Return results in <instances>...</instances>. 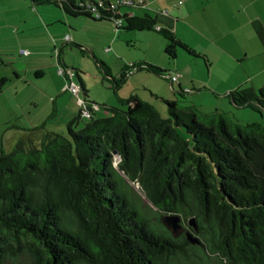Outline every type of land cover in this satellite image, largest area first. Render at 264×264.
<instances>
[{
	"label": "trees",
	"instance_id": "1",
	"mask_svg": "<svg viewBox=\"0 0 264 264\" xmlns=\"http://www.w3.org/2000/svg\"><path fill=\"white\" fill-rule=\"evenodd\" d=\"M29 1L121 31L156 32L171 60L178 48L205 57L177 38V18L166 11L121 14L125 1ZM252 25L264 49V26ZM93 58L111 76L108 65ZM133 71L175 83L168 69L133 63L113 79L115 96ZM173 91L175 98L164 100L166 116L136 94L118 96L120 107L104 105L105 116L90 106L80 110L67 135L47 132L38 146L19 140L0 151V264L21 255L30 264H208L211 255L219 264H264V124L205 113L186 104L190 90L178 84ZM225 97L236 108L264 111V85L237 87ZM84 111L89 120L75 130ZM129 183L139 185L140 195ZM163 214L194 218L197 230L191 231L201 244L186 234L176 238Z\"/></svg>",
	"mask_w": 264,
	"mask_h": 264
},
{
	"label": "rangeland",
	"instance_id": "2",
	"mask_svg": "<svg viewBox=\"0 0 264 264\" xmlns=\"http://www.w3.org/2000/svg\"><path fill=\"white\" fill-rule=\"evenodd\" d=\"M201 17L202 13H194L186 24L179 17L175 28L179 27L183 38H189V47L205 57H195L178 48L176 58L171 60L164 51V38L156 32L121 31L109 22L71 18L56 6L36 7L29 0H0V151H11L19 140L38 146L47 132L67 135L68 123L80 110L90 106L98 116H105L108 112L104 105L120 107L118 96L127 99L136 94L166 116L164 100L175 98L173 89L178 90L179 82L191 91L185 95L186 104L196 105L205 113L223 112L241 125L264 124V111L236 108L222 93V83L237 78L236 71L241 72V66L229 58L213 64L203 53L214 56L215 49L196 34L191 35L198 30L196 20ZM221 44L234 46L236 41L228 37ZM94 56L108 65L111 76L103 75ZM138 62L176 72L178 81L171 86L169 80L152 72L133 71L115 96L113 79L119 78L125 65ZM63 71L74 84L83 85L78 94L67 89L69 80L66 81ZM247 86L250 83L243 87ZM88 120V115L83 114L72 127L80 129ZM129 184L131 192L140 195L139 185ZM142 199L145 207L146 200ZM147 213L155 223L157 216ZM167 215L171 214H163L162 219ZM179 217L177 232L170 229L174 236L180 238L189 232L200 239L198 233L191 231L192 218ZM16 260L6 264H30L28 255ZM208 264L219 263L211 255Z\"/></svg>",
	"mask_w": 264,
	"mask_h": 264
},
{
	"label": "crops",
	"instance_id": "3",
	"mask_svg": "<svg viewBox=\"0 0 264 264\" xmlns=\"http://www.w3.org/2000/svg\"><path fill=\"white\" fill-rule=\"evenodd\" d=\"M109 1L113 4L118 1L132 2L118 7L121 14L140 15L139 12L154 14L166 11L172 16L177 15L176 22L181 17L185 24L194 13H202L201 19L196 20L198 30L191 35L196 34L200 40L204 39L215 49L212 54L214 56H210L206 51L203 53L212 59L213 64H219V60L222 62L224 58H229L241 66V72L236 71L239 74L237 78L232 82L222 83L224 96L229 91L249 83L254 89L264 85V49L252 25L258 20L264 26V0H142L141 4L139 0ZM187 27L191 28L189 24ZM174 31L186 44L189 38L181 36L178 26L174 27ZM228 37H233L236 45L221 44V41ZM235 47L236 49H233ZM173 73L175 72L171 74ZM178 84L182 87L180 82Z\"/></svg>",
	"mask_w": 264,
	"mask_h": 264
},
{
	"label": "water",
	"instance_id": "4",
	"mask_svg": "<svg viewBox=\"0 0 264 264\" xmlns=\"http://www.w3.org/2000/svg\"><path fill=\"white\" fill-rule=\"evenodd\" d=\"M179 219V215L171 214L165 216L161 221L167 228L171 229L174 233H176L180 227ZM190 224L192 225V227H194L195 230H197L194 218L191 219ZM186 237L188 241L192 244H201L200 239L194 236L192 233L187 232Z\"/></svg>",
	"mask_w": 264,
	"mask_h": 264
},
{
	"label": "built area",
	"instance_id": "5",
	"mask_svg": "<svg viewBox=\"0 0 264 264\" xmlns=\"http://www.w3.org/2000/svg\"><path fill=\"white\" fill-rule=\"evenodd\" d=\"M141 2V0H139V3ZM125 3L126 4H132V2L131 1H125ZM92 11H94V8H92L91 9ZM121 20H118L117 21V25H121ZM66 73V72H65ZM67 75V74H66ZM68 77V76H67ZM171 81L172 82H176V81H178V74L175 72V73H173V74H171ZM68 83H67V89H70L71 91H72V93H76V94H78V92H79V90H80V87L78 86V85H76V84H74L73 82H72V80H71V76L70 77H68ZM97 107V106H96ZM85 109V108H84ZM83 114H86V115H88V113L86 112V111H84L83 112Z\"/></svg>",
	"mask_w": 264,
	"mask_h": 264
}]
</instances>
